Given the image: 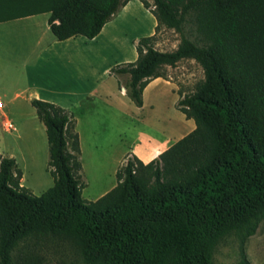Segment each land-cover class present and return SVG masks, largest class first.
<instances>
[{"label": "trees", "instance_id": "trees-1", "mask_svg": "<svg viewBox=\"0 0 264 264\" xmlns=\"http://www.w3.org/2000/svg\"><path fill=\"white\" fill-rule=\"evenodd\" d=\"M128 1L0 0V23L48 13L58 41L92 40ZM150 1L140 0L154 34L109 75L128 76L119 89L140 108L150 81L194 60L203 79L176 103L194 129L148 163L125 158L115 186L88 202L73 113L32 99L53 184L39 196L21 191L16 160L0 153V264H18L20 246L48 240L70 245L82 264H214L221 239L251 236L264 218V0ZM159 28L181 35L175 49L154 47ZM237 264L251 263L243 254Z\"/></svg>", "mask_w": 264, "mask_h": 264}, {"label": "rangeland", "instance_id": "rangeland-1", "mask_svg": "<svg viewBox=\"0 0 264 264\" xmlns=\"http://www.w3.org/2000/svg\"><path fill=\"white\" fill-rule=\"evenodd\" d=\"M147 2L152 8V2ZM149 9H145L140 0H131L123 13L110 19L107 28H116L114 39L119 38V42H114L111 49L105 51L104 64L114 66L128 59L133 51L136 52L134 40L149 36L152 29L155 32L156 20ZM43 15H38L37 20L48 16ZM189 31L186 27L183 35L190 37ZM31 36L24 28H0V53H5L1 54L5 56H0L1 59L9 61L14 58L13 61H17L26 58L23 42ZM180 39L181 35L174 30L159 28L154 47L171 51L177 47ZM101 41L102 38L98 39L96 44L99 46ZM8 43L12 44V48L4 49L3 46ZM176 67V73L174 68H165L164 74L166 79L177 84V93L165 84L158 83L154 86L156 91L146 94L147 105L142 108L135 107L125 94H121L116 79L108 75L104 67L93 68L86 74L88 88L102 89L107 98H80L84 101L72 110L81 137L80 176L85 184L82 189L84 200L95 201L115 186V172L122 165L123 156L139 141L143 143L148 139H158L161 142H175L191 131L193 120L188 121L177 110L176 103L194 91L196 84L203 79V71L194 60H183ZM8 75L9 72H0V99L3 103L8 101L3 111L15 129L10 133L4 132V117L0 115V153L18 158L20 166H17L15 176L19 181V189L39 196L53 184L47 169L45 128L38 121L30 102L25 99L32 91L25 90V84H7L5 80L8 81L12 73ZM119 78L124 85L127 78ZM38 81L41 84V77ZM44 82L51 83L49 79ZM160 147L163 145L151 149L150 153H157ZM243 254L251 264H264V218L256 221L255 232L251 236L241 231L221 239L214 249L213 263L237 264ZM14 259L18 264H82L70 245L56 240H48L40 246L33 242L23 244L14 253Z\"/></svg>", "mask_w": 264, "mask_h": 264}, {"label": "crops", "instance_id": "crops-1", "mask_svg": "<svg viewBox=\"0 0 264 264\" xmlns=\"http://www.w3.org/2000/svg\"><path fill=\"white\" fill-rule=\"evenodd\" d=\"M130 3L131 0L128 1L123 7H121V10H119L116 15H119V13H123V11ZM39 15L44 16L43 14ZM37 17L38 15H34L0 23V28H24V31L26 30L32 35L30 39H27V41L25 40V42H23L25 43L24 53L26 54V58L17 61H13V58L8 61V59H1L0 57V62H2L0 63V72H9L8 76H10V73H12L11 78L8 79V81L5 80L6 83L25 84V90L32 91L29 96L25 98L27 102H30L32 99H39L53 103L63 109L69 110L72 113V110H74L75 106L80 105L84 101V99L80 98H107L105 96L106 93L102 89H98L97 87L88 88L86 74H88V72L93 68L104 67L106 73L109 75V70L113 67V65L104 64L105 51L111 49L110 47L114 42L115 44L119 42V38L114 39L116 28H107L108 25L106 23L101 32L92 40H87L82 36H76L64 41H58L49 31V26L47 23L49 14L48 16L43 18V20H37ZM153 34L154 30L152 29L149 36ZM100 38H102L103 41H101L100 45L98 46V43L96 44V42ZM88 41H91V43H89ZM137 41L138 39H135L133 42L134 49ZM92 44L93 47H89V45ZM10 45L12 44H5L3 48L10 49L12 48L10 47ZM17 47H19L18 44ZM1 54L5 55V53H0V56L5 57ZM10 55L11 54H9V56ZM136 58L137 53L133 51L128 59H123L119 64L133 62L136 60ZM176 66L172 67L174 68V73H176L175 69L178 68ZM167 68L170 69V67ZM122 76L127 78V82L128 76ZM39 77H41V84H39L40 82L38 81ZM167 77H169V75ZM48 79L52 83H50L51 85L48 83L45 84L44 80L46 81ZM115 79L117 83L118 81L120 82V78ZM158 83H163L168 86L170 90H172V92H176L177 84L172 82L170 79H166V77L164 79H154L150 81L143 90L142 107L147 105L145 98L146 94L150 91H156L154 89V86ZM122 90L120 91L121 94H125V91ZM11 101L12 100H9V102ZM7 104L8 101H5L3 103V109L7 106ZM3 109H0V115H3V117L5 118L6 114ZM190 120L191 119H189L188 121ZM75 123V129L78 133V121L75 120ZM190 128L191 130H193L194 126ZM79 140L81 144V137H79ZM173 143L174 142L171 141L161 142L158 139H148L143 143L139 141V143L133 145L129 149V151L125 153V155L127 153V156L134 155L143 163H148ZM161 145H163V147H160V151L155 154L150 153L151 149H156L157 147L159 148V146ZM124 156L123 161L125 160ZM7 157L14 158V155ZM14 159L16 160L17 166H20L18 158Z\"/></svg>", "mask_w": 264, "mask_h": 264}, {"label": "built area", "instance_id": "built-area-1", "mask_svg": "<svg viewBox=\"0 0 264 264\" xmlns=\"http://www.w3.org/2000/svg\"><path fill=\"white\" fill-rule=\"evenodd\" d=\"M0 109H3V102L0 99ZM15 127L14 124L12 123V121H10L9 119H7L6 117L3 119L2 122V130L6 133H10L12 131H14Z\"/></svg>", "mask_w": 264, "mask_h": 264}, {"label": "water", "instance_id": "water-1", "mask_svg": "<svg viewBox=\"0 0 264 264\" xmlns=\"http://www.w3.org/2000/svg\"><path fill=\"white\" fill-rule=\"evenodd\" d=\"M122 91H124V89Z\"/></svg>", "mask_w": 264, "mask_h": 264}]
</instances>
